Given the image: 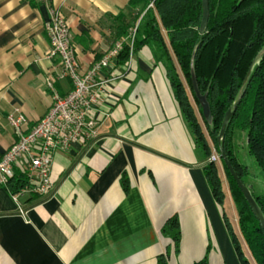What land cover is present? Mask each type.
<instances>
[{
	"label": "crops",
	"instance_id": "crops-1",
	"mask_svg": "<svg viewBox=\"0 0 264 264\" xmlns=\"http://www.w3.org/2000/svg\"><path fill=\"white\" fill-rule=\"evenodd\" d=\"M50 8L67 19L83 72L129 41L146 16L130 0H0V159L16 140L9 114L19 110L28 132L52 103L46 80L60 65L47 57ZM107 77L99 101L109 117L95 141L54 154L49 195L15 199L0 188V264H158L167 250L169 264L206 255L209 264H239L204 175L207 160L153 48L131 51ZM55 86L62 95L72 90L69 79ZM26 167L21 160L15 173ZM174 215L178 252L161 234Z\"/></svg>",
	"mask_w": 264,
	"mask_h": 264
},
{
	"label": "trees",
	"instance_id": "trees-1",
	"mask_svg": "<svg viewBox=\"0 0 264 264\" xmlns=\"http://www.w3.org/2000/svg\"><path fill=\"white\" fill-rule=\"evenodd\" d=\"M34 0H30L33 2ZM209 17L207 30L201 34L204 14L203 0H130L145 11L131 47L123 43L115 61L126 64L131 51L144 45L153 48L165 68L169 84L181 113L193 134L197 148L206 160L214 150L218 152L217 135L228 108L234 102L244 78L257 54L264 46V0H207ZM152 4V7H149ZM195 54V79L191 59ZM207 96L213 127L202 113L196 94ZM246 133V148L262 175L255 182L248 166L238 157V132ZM241 136V135H240ZM223 148L235 170L247 185L264 212V59L254 70L251 81L223 140ZM221 170L228 182L229 195L237 211L242 238L254 264H264V230L230 175L222 159L220 166L207 162L203 167L206 181L217 205L223 210V219L239 264H252L234 233L223 209L225 187ZM247 177L248 180H245ZM123 176L125 189H127ZM26 174L15 173L5 188L17 194L28 188ZM161 234L169 239L178 252L181 227L177 215L164 224ZM158 264H169V251L159 256ZM196 264H209L208 255Z\"/></svg>",
	"mask_w": 264,
	"mask_h": 264
},
{
	"label": "built area",
	"instance_id": "built-area-1",
	"mask_svg": "<svg viewBox=\"0 0 264 264\" xmlns=\"http://www.w3.org/2000/svg\"><path fill=\"white\" fill-rule=\"evenodd\" d=\"M149 7H152L150 4ZM50 18L45 31L49 40L47 57L57 60L60 72L46 80L52 103L46 115L28 132L23 129L25 117L16 110L8 119L15 133L14 144L0 159V188L7 185L15 175V166L26 160L24 173L28 188L24 192L38 197H46L51 192V167L54 154L68 151L74 145L87 146L99 136L103 122L109 117L101 111L99 96L105 91L106 84L112 80L107 77L117 59L122 43L115 46L96 61L90 69L83 72L80 68L72 33L65 16L56 8H50ZM136 30L131 34V47ZM69 79L72 90L62 95L57 90V80ZM103 115V120L99 119ZM220 155L214 150L207 162L220 163ZM22 211V209L20 208Z\"/></svg>",
	"mask_w": 264,
	"mask_h": 264
},
{
	"label": "water",
	"instance_id": "water-1",
	"mask_svg": "<svg viewBox=\"0 0 264 264\" xmlns=\"http://www.w3.org/2000/svg\"><path fill=\"white\" fill-rule=\"evenodd\" d=\"M203 2H204L203 3L204 4V14H203L202 24H201V29H200L201 34H204L207 30V23H208V17H209L208 1L203 0ZM198 46H199V44H197V46L193 52L192 59H191V68H192L193 80L195 79V72H194L195 71V54H196ZM263 59H264V46L262 47L260 52L257 54V56L254 58L234 102L232 103V105L228 108V110L225 113L224 119H223L222 124H221V128H220L219 133L217 135V147H218V153H219L221 159L223 160L226 168L228 169L230 175L232 176V178L236 182L237 186L241 190L245 200L249 203L253 214L255 215L256 219L260 223L261 228L264 230V212H263L261 206L259 205V203L257 202L256 198L253 195L252 186L247 185L243 182V180L241 179V177L239 176V174L235 170L234 166L232 165L231 161L229 160V158H228V156H227V154L223 148V140L227 134V131L229 129L231 121H232V119H233V117L237 111V108H238L239 104L241 103V100L247 91V88H248L249 83L251 81V77L253 75V72L257 68V66H259V64L261 63V61ZM194 86H195L196 94L199 98V102L202 106L203 116L206 119V121L209 123V125L211 127H213V119H212L209 104L207 102V96L206 95L203 96L199 93V91L196 87L195 81H194Z\"/></svg>",
	"mask_w": 264,
	"mask_h": 264
},
{
	"label": "rangeland",
	"instance_id": "rangeland-1",
	"mask_svg": "<svg viewBox=\"0 0 264 264\" xmlns=\"http://www.w3.org/2000/svg\"><path fill=\"white\" fill-rule=\"evenodd\" d=\"M240 135L238 137V150H239V154L241 155L242 157V160L243 161H246L245 164L248 166L249 168V172L251 174V179L255 182H260L262 180V175L259 171V168L257 167V165L255 164L253 158L251 159L252 160V163L250 161L249 158H251V156L249 155L248 151H247V148H246V133L245 132H238ZM245 155L247 156L248 155V159L247 157L245 158ZM246 159V160H245ZM220 166V163L218 164ZM245 180H248L247 177H245ZM223 208L226 212V215L232 225V228L234 230V233L236 234L241 246H242V249L243 251L245 252L247 258L250 260V262L252 264L253 261H252V258L250 256V253L248 251V248H247V245L245 244L243 238H242V235L240 233V230H239V225H238V216H237V211L235 209V206L233 204V201H232V198L231 196L225 192V199H224V203H223Z\"/></svg>",
	"mask_w": 264,
	"mask_h": 264
}]
</instances>
